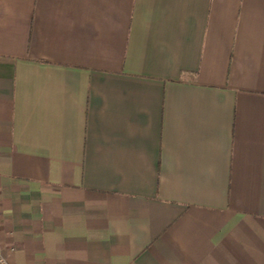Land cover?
<instances>
[{"label": "crops", "instance_id": "0c3cea01", "mask_svg": "<svg viewBox=\"0 0 264 264\" xmlns=\"http://www.w3.org/2000/svg\"><path fill=\"white\" fill-rule=\"evenodd\" d=\"M8 264H264V0H0Z\"/></svg>", "mask_w": 264, "mask_h": 264}, {"label": "built area", "instance_id": "2783aa9c", "mask_svg": "<svg viewBox=\"0 0 264 264\" xmlns=\"http://www.w3.org/2000/svg\"><path fill=\"white\" fill-rule=\"evenodd\" d=\"M0 264H8L7 259L5 258L1 248V228H0Z\"/></svg>", "mask_w": 264, "mask_h": 264}]
</instances>
